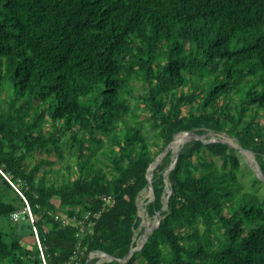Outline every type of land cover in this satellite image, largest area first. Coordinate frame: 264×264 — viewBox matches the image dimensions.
<instances>
[{
  "label": "trees",
  "instance_id": "16d2710c",
  "mask_svg": "<svg viewBox=\"0 0 264 264\" xmlns=\"http://www.w3.org/2000/svg\"><path fill=\"white\" fill-rule=\"evenodd\" d=\"M207 129L264 174V0H0V264L123 258L148 168L180 131ZM171 163L152 169L158 226L100 264H264V196L234 149L185 143L165 203ZM26 203L33 221H12Z\"/></svg>",
  "mask_w": 264,
  "mask_h": 264
},
{
  "label": "rangeland",
  "instance_id": "374dc122",
  "mask_svg": "<svg viewBox=\"0 0 264 264\" xmlns=\"http://www.w3.org/2000/svg\"><path fill=\"white\" fill-rule=\"evenodd\" d=\"M143 107V106H142ZM143 126L145 127V124L143 123ZM184 135H187L186 132H183ZM199 135V138L203 141H214L215 139H222V140H226L229 142L228 139H231L232 142H230V144L236 146V147H242L239 142L237 141L236 138L227 135L224 132H219V131H215L213 129H207L205 132L201 133V134H197ZM195 138H187L184 140L183 144H181L180 148H182V146L191 141L194 140ZM61 144L65 150V156L66 158H68V161H64L65 163H70L69 161H73L76 158V152L74 150H72L73 152L69 151V144H68V139L66 137H64L61 140ZM170 144L167 145L166 151H162L160 154H162L159 157V161L160 159H162V156L167 153L170 152V154L173 156L175 153V150H173L172 148H170ZM232 147V146H231ZM234 149V152L238 155V158L240 160V164H239V169L237 170V175L239 180L242 182L243 186L247 189H250L251 191H253L254 193L260 195L261 197L264 196V182L260 181L257 182L255 181V178H257L256 172H255V162L253 160L252 155L248 152L249 157L245 156V153H241L240 151H238L235 147H232ZM41 157H47L49 159H53V160H58L52 153H47V152H43V153H39L38 154ZM60 162L58 161V164H56L55 166H59ZM167 181V185H168V180L166 178ZM153 199V195H152V191L150 190V188L147 186L145 187L137 196L136 202H137V217L139 218V223L138 226L135 230V237H134V241H135V245H140L141 240H142V234L146 233L149 234L152 227L156 226L157 224V217L156 214L151 215L149 213V203L152 201ZM55 203H58V200H55ZM166 209V205H164L162 207V210ZM160 214V212H159ZM22 242L26 245H33L34 241H33V237L31 235V233L29 231H25L22 235ZM95 259L94 264H100L103 262L108 261L109 259L102 254L101 252H91L89 254V259Z\"/></svg>",
  "mask_w": 264,
  "mask_h": 264
},
{
  "label": "water",
  "instance_id": "95a60500",
  "mask_svg": "<svg viewBox=\"0 0 264 264\" xmlns=\"http://www.w3.org/2000/svg\"><path fill=\"white\" fill-rule=\"evenodd\" d=\"M180 132H186L187 133V135H188V138L190 137V138H195V139H199V140H201L200 138H199V135H197L194 131H191V130H189V131H180ZM179 133V132H178ZM175 135V134H174ZM174 137V136H173ZM203 143H209L210 141H203V140H201ZM212 142H222V143H225V144H228V145H230V146H232V147H235L238 151H240L241 153H243V151H246V152H249L251 155H252V157H253V160H254V162H255V165H256V168H255V172H256V175H257V178L260 180V181H262V182H264V174L262 173V171H261V169H260V166H259V164H258V162H257V160H256V156H255V154L251 151V150H249V149H245V148H243V147H236V146H234V145H232V144H230V142H228V141H226V140H222V139H215L214 141H212ZM171 143V142H170ZM179 150L180 149H178L175 153H174V155L172 156V163L166 168V171H165V190H166V192H167V196L165 197V203H166V201H167V198H168V195L171 193V189H170V187L167 185V181H166V175H167V172L174 166V163H175V160H176V157H177V155H178V153H179ZM164 151H166V148L164 149ZM162 154H159V156L156 158V161L153 163V164H151L150 165V167L148 168V171H147V173H146V177H147V179H148V187L150 188V190L152 191V185H151V177H152V169L154 168V166L159 162V157L161 156ZM152 195H153V193H152ZM156 217H157V224H156V226H154V227H152V229H151V231L155 228V227H157L158 226V224H159V221H160V219H161V215L159 214V211L158 212H156ZM150 231V232H151ZM147 236H148V234H146V233H143L142 234V240H141V243H140V245H135V246H132L130 249H129V251L125 254V256L123 257V258H119V259H117V258H115V257H113L112 255H110V254H108V253H105V252H103V251H94V252H101L102 254H104L109 260L108 261H118V262H123V261H125L126 259H128L131 255H132V253L134 252V251H136V250H139V249H141V247H142V245L144 244V242H145V240H146V238H147Z\"/></svg>",
  "mask_w": 264,
  "mask_h": 264
},
{
  "label": "built area",
  "instance_id": "2783aa9c",
  "mask_svg": "<svg viewBox=\"0 0 264 264\" xmlns=\"http://www.w3.org/2000/svg\"><path fill=\"white\" fill-rule=\"evenodd\" d=\"M102 199L105 202V204L112 202V197L110 195L104 196ZM88 214L86 215V217L88 216ZM24 218L25 219L29 218L30 221H33V215L31 213L28 203H26L22 209L14 211L11 214V219L14 222H19V220L24 219ZM43 264H47V263L43 260Z\"/></svg>",
  "mask_w": 264,
  "mask_h": 264
},
{
  "label": "bare ground",
  "instance_id": "6f19581e",
  "mask_svg": "<svg viewBox=\"0 0 264 264\" xmlns=\"http://www.w3.org/2000/svg\"><path fill=\"white\" fill-rule=\"evenodd\" d=\"M187 136L188 135H182V136H180L179 138H178V140H177V142H176V144H175V146H174V150H175V152L180 148V146H181V144H183V142H184V140L187 138ZM245 152L243 151V154H244ZM245 156L246 157H249V154H247V153H245Z\"/></svg>",
  "mask_w": 264,
  "mask_h": 264
}]
</instances>
